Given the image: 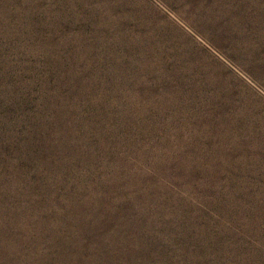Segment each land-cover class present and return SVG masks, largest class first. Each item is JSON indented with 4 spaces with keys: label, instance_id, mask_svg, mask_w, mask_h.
<instances>
[{
    "label": "rangeland",
    "instance_id": "rangeland-1",
    "mask_svg": "<svg viewBox=\"0 0 264 264\" xmlns=\"http://www.w3.org/2000/svg\"><path fill=\"white\" fill-rule=\"evenodd\" d=\"M0 264H264V0H0Z\"/></svg>",
    "mask_w": 264,
    "mask_h": 264
}]
</instances>
